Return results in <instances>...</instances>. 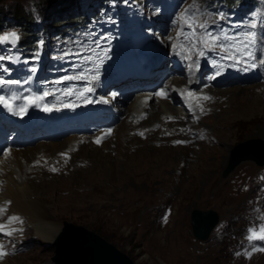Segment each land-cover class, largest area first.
<instances>
[{
    "label": "rangeland",
    "instance_id": "obj_1",
    "mask_svg": "<svg viewBox=\"0 0 264 264\" xmlns=\"http://www.w3.org/2000/svg\"><path fill=\"white\" fill-rule=\"evenodd\" d=\"M40 1L0 0L4 19L9 18L8 24L13 25L6 29L17 31L16 28L19 27H14L16 24L13 15L26 14L31 5L41 3ZM228 2L231 3L232 0ZM87 3L88 1L81 4L83 7L80 11L74 9L73 13H89L91 16L93 11L99 10L96 7L85 8ZM190 3L191 1H187L186 5ZM245 6L246 1L238 0L237 6L232 9L235 11ZM250 7L253 14H258L260 6L256 2L247 8ZM73 13L62 9L59 14L65 18L55 22L61 26L80 24L87 20L84 15L74 16ZM243 16L251 19L249 15ZM257 19L259 20V16ZM96 22L101 23L102 30L110 27L106 19ZM95 28V31L85 30L86 33H71L72 35L62 38V48L65 50L58 53L52 65L59 66L72 58L74 61L76 58H83L85 63L90 64L88 56L95 55V60L101 61L105 52L130 45L131 39L125 34L115 33L114 29L102 32L97 26ZM207 28L225 45L227 56L240 59L244 64L251 61L250 66L257 62V54L247 58L238 55L227 45L232 42L237 47L232 38H242V30L238 33L231 32L217 17L212 18ZM117 35L127 39L116 43ZM220 36L226 37L228 42H225L226 39L223 41ZM176 45L187 50L181 57L190 68L198 61L207 60L208 55H200L201 52H206L205 48L199 44L193 48L190 39L182 38ZM213 51L221 49L217 46ZM52 53L56 51L53 50ZM221 54L225 52L221 51ZM111 55L114 53L108 56ZM209 59L217 60L212 57ZM74 65L76 72L84 73L80 64ZM36 74L37 71H32V75ZM24 81L28 79L24 77L22 82ZM263 84L264 82L255 80L237 86L207 88L205 94L208 99H205V105L200 109L201 117L198 121L191 122L192 116L186 117L185 113L177 111L187 129H190L185 137L175 139L166 133V143L161 145V142H146L145 138L138 136L147 145L160 149L135 153L134 146L129 151L133 155L126 163L123 162L127 165L125 170L123 165H119L121 162L118 153L107 152L114 164L119 165L115 166L118 172L111 178H106L100 165H90L77 174L79 177L58 180L61 174L66 175V168H84V163H75L71 159L70 162L65 161V165H61L57 173L46 168L47 176L43 182L53 184L36 187L35 192L41 193L39 196L49 208L48 213L56 214L59 231L53 240L47 241L38 236L29 225H24L22 229H25L15 235V250L4 247L7 254L0 259V264H54L52 258L56 254L55 243L64 229V222L93 232L128 255L136 264H264V241L247 240L246 250L243 248L246 244H242L253 231L258 232L264 226L260 223L261 216L264 217V166L258 167L255 163L246 161L226 177L222 176L236 145L248 140L264 141V110H259L264 105L256 102L264 99ZM168 103L173 108L180 109L177 103ZM127 106L126 104L120 109V118L123 117L121 111ZM249 111L254 113H245ZM248 115L251 116L245 117ZM178 140H183L186 145H174ZM108 142L114 143L115 137H110ZM112 146L114 144H110L111 148ZM95 149L103 151L101 146ZM31 198H36V195ZM195 209L212 210L219 215V224L205 242L197 241L191 232L190 214ZM246 226L250 229H246ZM241 248L244 249L243 252L240 251Z\"/></svg>",
    "mask_w": 264,
    "mask_h": 264
},
{
    "label": "bare ground",
    "instance_id": "obj_2",
    "mask_svg": "<svg viewBox=\"0 0 264 264\" xmlns=\"http://www.w3.org/2000/svg\"><path fill=\"white\" fill-rule=\"evenodd\" d=\"M145 53L149 54L148 49ZM260 66L257 65V69L264 70V65ZM169 83H177V79L173 78ZM169 99L171 100V98ZM168 102L167 100H155L150 98L149 95L133 97L127 103V108L121 111L122 118H120L119 114L117 125L112 130L111 137H115V142H108V140L103 142L101 144L103 151L100 150L102 152H98L95 149L97 147L92 146L91 141L85 136H68L64 139L62 138L59 142L37 143L32 147L22 150H10L8 154L1 155L0 208L7 210L4 212L8 217L0 221V224L7 225L8 218L16 216L19 217V222L8 226L5 229L6 231H13V229L29 225L38 236L44 237L47 241L53 240L60 228L56 221V214L48 213L49 208L43 203V198L39 196L40 192H35L36 187L53 184H44L43 182L44 177L47 176L46 168H49L52 164L56 166L65 165V160L61 155L69 150L71 160H74L75 163H84L85 166L84 168L74 166L72 170L66 168V175L62 176L61 174L58 180L66 181L69 180L68 178L76 177L79 172L85 171L86 167L90 165H100L103 168V174L107 176L106 178H111L118 172L115 166L123 165L124 170L127 168V165L124 164L133 155L129 151L134 146L136 149L135 153L139 151L152 152L160 148L156 149L154 146L147 145V141L161 142V145H163V142L166 143V138L164 137L166 133L172 135L175 139H181L186 136L189 131L184 130L187 129L186 124L182 116L180 117V114L178 115L177 113L180 109L173 108ZM256 102L264 105V99ZM40 106L43 107L41 103ZM263 107L259 110H264ZM122 108L123 106L119 108L118 112ZM251 112L245 113H254ZM142 113L145 114V119L139 121L138 117ZM185 116L187 117L188 115L185 113ZM249 116L251 115L245 117ZM169 118H176V121L168 122ZM143 131L145 132L146 142H142L138 137V134ZM110 144H114V146L111 148ZM161 149L163 150V148ZM109 151L118 153L121 164H114V160L107 154ZM123 162L125 163L123 164ZM49 171L51 172V168H49ZM74 180L72 179V181ZM32 195H36V198L32 199ZM4 212L0 214V218L4 217Z\"/></svg>",
    "mask_w": 264,
    "mask_h": 264
},
{
    "label": "water",
    "instance_id": "obj_3",
    "mask_svg": "<svg viewBox=\"0 0 264 264\" xmlns=\"http://www.w3.org/2000/svg\"><path fill=\"white\" fill-rule=\"evenodd\" d=\"M246 161L258 167L264 166V141L248 140L236 145L222 176L226 177ZM218 224L219 215L215 211L195 209L190 214L191 232L199 242L207 241ZM63 226L55 243L54 264H136L128 255L93 232L67 222Z\"/></svg>",
    "mask_w": 264,
    "mask_h": 264
},
{
    "label": "snow or ice",
    "instance_id": "obj_4",
    "mask_svg": "<svg viewBox=\"0 0 264 264\" xmlns=\"http://www.w3.org/2000/svg\"><path fill=\"white\" fill-rule=\"evenodd\" d=\"M182 19H183V17H182ZM189 20L191 22H189ZM189 20H184V23L187 27H189L190 29H193V31H192L190 37L185 36L184 39H186V40L190 39L193 48H195L197 46V44H199L202 47H204L206 50L211 51L218 46L221 49V51H224L225 55H227V51H225V45L220 43L219 37L213 35L211 32L206 30V24H204V23L197 24L195 17H190ZM251 27L255 28L256 25L252 24ZM197 28L202 30V32L200 34L197 33V31H196ZM17 39H18L17 34L15 32H12V33H9L7 35L0 36V43L11 42L14 44ZM232 39L238 45L237 47H234L232 49V51H235L238 55H242V56H246L247 58H251L252 53H251V51H248V49H250L252 46H254V44L256 42L255 34L254 33H246L242 38L241 37H233ZM200 55L203 56L204 52H201ZM5 59H6L5 57L0 56V60H5ZM234 62L239 64V63H241V60L235 59ZM80 78L81 77H79V76H76V77L66 76L63 78V80L57 81V83H62L64 81H70V80H77ZM5 83L16 84L19 82H17V81H7L6 82L3 80H0V85L5 84ZM71 94L72 93L70 91L65 93V95H71ZM44 95L46 96L47 93H45ZM158 95H160V94H158ZM43 98L44 97L41 96V97H37L36 99H43ZM12 99H14V98H12ZM204 99H208V97H205ZM0 104H3L4 107L11 110V107H12L11 99H6L4 96H0ZM20 111H22V112L26 111V108H21ZM109 134L110 133H105L104 135L106 136ZM101 139H103V137L98 138V140L96 142L99 143ZM52 171H55V169H52ZM5 210H6L5 208H0V214H2ZM16 222H19V217L10 216L8 218L7 225L0 224V235H9L10 236L11 231H6L5 229L8 226H10ZM249 240L250 241H257V240L264 241V226H262L258 232L253 231L252 234L249 236ZM6 254L7 253H5L2 250V246H0V259H2L3 256Z\"/></svg>",
    "mask_w": 264,
    "mask_h": 264
},
{
    "label": "trees",
    "instance_id": "obj_5",
    "mask_svg": "<svg viewBox=\"0 0 264 264\" xmlns=\"http://www.w3.org/2000/svg\"><path fill=\"white\" fill-rule=\"evenodd\" d=\"M79 0H41V3L36 5H31L27 9V13L20 14L18 16L13 15V20L17 27L20 28L22 35V41H32L33 36L32 28L35 24L36 19H41L42 21L48 22L53 16L61 15L59 12L64 9L68 10L70 6L77 5ZM9 19V18H7ZM6 19H4L0 8V29ZM51 25L54 27H59L57 22L51 21ZM33 41L31 42V44Z\"/></svg>",
    "mask_w": 264,
    "mask_h": 264
}]
</instances>
